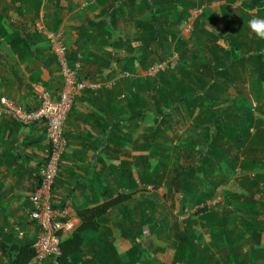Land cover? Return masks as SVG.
Wrapping results in <instances>:
<instances>
[{
  "label": "trees",
  "instance_id": "obj_1",
  "mask_svg": "<svg viewBox=\"0 0 264 264\" xmlns=\"http://www.w3.org/2000/svg\"><path fill=\"white\" fill-rule=\"evenodd\" d=\"M217 1L144 0L142 12L149 13V18L133 17L141 30L136 41L142 43V54H134L128 38L123 41L117 36L112 42L114 49L126 46L128 54L108 78L128 71L130 76L122 84L131 108L129 118L137 126L147 112L154 124L141 136L145 153L141 171L134 172L131 163L121 162L115 167L116 189L110 198L76 209L80 223L62 241L61 252L54 257L57 264H165L156 254L165 251L166 244L174 249L171 264H264V200L258 193L264 189V47L238 56L241 39L231 27L229 11L236 0H225L217 12H211L209 6ZM242 5L262 11L264 0H245ZM114 6L115 2L110 4L103 11L104 18L94 25L106 39L115 34L119 18V8ZM194 9L201 12L187 33L181 27ZM216 16L223 19L225 30L214 28ZM90 33L74 37L69 51L72 62L80 60V53L90 52L85 39L96 38ZM202 43L207 49L204 58L196 52ZM174 53L178 61L157 76L137 74L136 62L146 69ZM118 55L110 54L115 60ZM90 57H100L106 67L110 65L103 56ZM231 87L237 93L233 98L228 94ZM189 120L193 122L187 128ZM117 131L121 129L115 122L105 131L106 137L117 136ZM228 170L238 172L241 181L237 190L224 191L221 197L230 181ZM166 182L180 195L182 220L173 221L147 199L127 203L141 187L142 191L159 189ZM218 196L220 200L209 204ZM111 211L120 216L113 226L131 243L125 254L118 251L112 227L106 225ZM145 226L152 235L148 241H142ZM202 228L210 235L207 246L201 243ZM35 242L15 243L17 252L10 264H28L36 254ZM145 249L151 255L144 260Z\"/></svg>",
  "mask_w": 264,
  "mask_h": 264
},
{
  "label": "crops",
  "instance_id": "obj_2",
  "mask_svg": "<svg viewBox=\"0 0 264 264\" xmlns=\"http://www.w3.org/2000/svg\"><path fill=\"white\" fill-rule=\"evenodd\" d=\"M143 1L0 0V96L8 97L20 107L31 110L39 105L38 92L41 88L49 89L55 96L59 94L63 83L62 74L51 51L47 34L54 30L62 34L69 51L78 33L85 37L92 35L90 32L93 33L95 39L84 38L91 45L90 52L79 54L81 68L83 67L80 76L86 80L106 83L110 80V71L121 66L128 54L126 46L119 49L112 47L117 36L123 41L127 38L131 40L137 57L142 54V43L136 41V35L141 30L133 17L143 16L139 20L149 18V13L145 10L142 12ZM243 1L245 0H236L229 10L233 18L231 27L238 34H247H236L241 39V46L236 52L238 56L245 50L259 51L260 46L264 47V40L252 33L248 26V21L253 17L264 18V9L259 11L257 8H244ZM114 2V8H119V18L115 34L106 39L94 25L104 18L103 11ZM224 2L225 0L217 1L210 7L217 12L218 5ZM195 10H192V16ZM216 18L214 28L225 30L223 19L220 16ZM107 23H110L109 17ZM113 52L119 53L116 60L110 56ZM91 54L103 56L110 65L106 67L100 57L91 59ZM136 68L138 75L145 70L140 65H136ZM251 74L255 79V70ZM120 75L114 77L119 78L114 88L106 85L97 90L86 88L75 98L68 115L64 131L68 147L61 160L59 175L55 179L52 198L56 209L69 210L75 226L80 223L76 212L78 207L103 203L115 191L116 166L119 167L121 162L126 161L132 164L134 172L138 169L141 171L142 155H145L141 148V136L153 126L154 121L151 114L145 112V119L133 126V121L129 118V100L125 97L126 87L122 84L125 78ZM149 121L151 124H148ZM115 122L119 123L121 131H117V136L114 133L111 137H106L105 131H109ZM192 122H187V128ZM180 127H184V124ZM46 130L44 121L24 125L11 117L0 115V264H10L17 252L16 247L13 248L15 243L37 240L39 228L30 219L28 211L35 207L33 197L39 186L38 172L45 161V150L48 147ZM137 162L140 163L138 168ZM119 191L123 190L120 188ZM144 191L141 187L127 203L146 200L142 198ZM125 192L128 190L125 189ZM113 222L109 220L106 225H114ZM112 230L114 233V228ZM262 245L264 246V235ZM115 246L119 251L116 242ZM43 264L57 263L51 257Z\"/></svg>",
  "mask_w": 264,
  "mask_h": 264
},
{
  "label": "built area",
  "instance_id": "obj_3",
  "mask_svg": "<svg viewBox=\"0 0 264 264\" xmlns=\"http://www.w3.org/2000/svg\"><path fill=\"white\" fill-rule=\"evenodd\" d=\"M197 15L201 12V9ZM194 15V18L197 16ZM192 29V28H191ZM189 28V33L191 31ZM48 38L51 42V51L56 57L62 74V89L58 95H53L47 88H41L38 92L39 105L35 109H25L16 104L12 99L0 96V115L8 116L18 122L28 125L38 121L46 123L45 131L48 139V147L45 150V161L40 166L39 186L34 193L35 207L28 211V215L38 228L35 243L36 254L28 264H43L47 259L58 256L61 252L62 241L69 237L75 228L68 209H56L53 205V186L58 177L62 157L68 147V139L65 134L68 115L72 110L75 98L84 90H97L106 85L114 88L119 78H113L106 83L92 81L80 76L81 62L71 61L69 58V46L58 31H49ZM178 54L174 53L164 61H156L150 64L143 76L155 77L161 71L167 69L170 63L178 61ZM137 66L138 63H136ZM130 76L124 71L120 77Z\"/></svg>",
  "mask_w": 264,
  "mask_h": 264
},
{
  "label": "rangeland",
  "instance_id": "obj_4",
  "mask_svg": "<svg viewBox=\"0 0 264 264\" xmlns=\"http://www.w3.org/2000/svg\"><path fill=\"white\" fill-rule=\"evenodd\" d=\"M206 9H208V8H206ZM210 10L212 12L214 10V8L210 7ZM198 11L199 10H195L193 12V16L187 22H185L182 25L181 28L184 31H188L189 28L190 29L193 28L194 15H197ZM206 50L207 49H205L203 43L201 45H199L198 47H196L197 55L200 58H204V56H206V54H207ZM230 89H229L228 94H229V97L233 98L234 96H236V92L234 89H231V91H230ZM229 103L230 102L226 103L225 105L228 106ZM148 124H151V122L149 121ZM182 129H184V128H182ZM198 148H201V146H199ZM183 159H184V156H183ZM227 173L230 175L229 176L230 181L221 190V192H220L221 197H223L224 191L237 190L239 187L238 183L241 181L240 180L241 175L238 172H232V171L228 170ZM244 180H246V178ZM258 193H260L259 197L264 200V189H260L258 191ZM142 198H146L148 201L154 202V206L156 207V209L159 212H161L162 214H165V215H168L169 217H171V219L173 221L176 219L182 220L185 217V214L181 212L180 195L176 194L173 190L169 189L168 182H166L165 186H163L159 189H153V188L149 187L147 190L144 191V193H142ZM217 200H220L219 196L216 199H214L213 201H210L209 204H212L213 202H216ZM119 218H120V216H118L117 212L114 211V212H112V214L110 216V221L111 222H113V221L117 222L120 220ZM262 218H264V214L262 215ZM111 227L114 228V230H115L113 234H114V239H115L116 245L119 248V251L121 252V254H125L126 250L131 245V243L127 239H124L121 237L120 229L118 227L116 228V226H113V225H111ZM200 232L202 233L201 243L203 245L207 246V244L209 243V240H210L209 232H207L203 228L201 229ZM151 237H152V235L149 231V228L147 226H145L142 241H148V240H150ZM152 248H154V246H151L150 249H152ZM150 249H148V250L145 249L144 260L147 259L149 257V255H151V252L149 253ZM156 255L158 257H160L164 261L165 264H171L172 259H173V255H174V249L169 244H166L165 245V251L157 252Z\"/></svg>",
  "mask_w": 264,
  "mask_h": 264
},
{
  "label": "clouds",
  "instance_id": "obj_5",
  "mask_svg": "<svg viewBox=\"0 0 264 264\" xmlns=\"http://www.w3.org/2000/svg\"><path fill=\"white\" fill-rule=\"evenodd\" d=\"M248 26L252 33L258 38L264 40V18L253 17L248 21Z\"/></svg>",
  "mask_w": 264,
  "mask_h": 264
}]
</instances>
